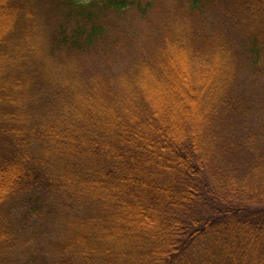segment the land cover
Masks as SVG:
<instances>
[{
	"label": "trees",
	"instance_id": "1",
	"mask_svg": "<svg viewBox=\"0 0 264 264\" xmlns=\"http://www.w3.org/2000/svg\"><path fill=\"white\" fill-rule=\"evenodd\" d=\"M213 1L182 0V12ZM236 1L264 31V0ZM146 10L140 0H0V252L49 210L65 220L49 264H264V128L219 142L244 103L227 98L231 74L213 81L204 61L191 82L163 55L173 47L193 64L199 45L166 35L119 76L86 77L73 61L122 47L109 28ZM245 50L257 69L259 38ZM146 68L183 88L162 104L155 88L151 100L139 87ZM115 88L132 95L115 101Z\"/></svg>",
	"mask_w": 264,
	"mask_h": 264
},
{
	"label": "rangeland",
	"instance_id": "2",
	"mask_svg": "<svg viewBox=\"0 0 264 264\" xmlns=\"http://www.w3.org/2000/svg\"><path fill=\"white\" fill-rule=\"evenodd\" d=\"M77 1L85 3L90 0ZM183 1L184 7L185 5L188 7L186 3L188 0ZM140 3L147 5L145 15L140 16L136 12L128 13L109 28L113 32L121 33L122 47L118 44L106 46L104 50L97 49L96 52L82 55L79 61L73 59L79 71L86 77L97 76L96 73H99L104 77L103 79H108L126 74L125 70L133 62L134 55L138 54L137 57L143 58L157 47V37L166 35L173 42L184 40L186 43L184 45H192L191 41L194 40L199 45L194 48L199 58L193 60V64L190 63L191 61H187L186 55L182 51L173 49V47L167 49L163 58L167 59L174 69L183 74L186 73L193 83L200 77L199 70L201 72L204 69L207 70V65L214 67L212 69L214 76L210 77L211 72L205 73L204 76L213 81L219 80L225 69L231 74L227 98H238L237 100L242 98L241 101L244 103L243 107L236 111L235 118L228 123V126L226 124L228 134L219 141L221 142L220 146L223 145V142L233 138L231 133L235 135L238 131L245 129V134L249 128H264V59L256 69L251 66L249 54L245 50L246 43H249V40L254 36L259 38L264 48L263 29L256 32L251 30L246 16L250 18L251 22L256 20L246 13L241 14L236 0H225V2L224 0H214L212 5L207 4L204 7L202 13L195 14L187 12V8L186 13L182 12V0H140ZM113 22H116V19H113ZM162 39L160 38V40ZM211 52L212 54H210ZM204 61L207 62V65ZM165 64H167L165 60H162L161 67L164 68ZM157 73L150 68L142 70L138 77L139 87L151 100H153V89L156 88L157 102L160 100L162 104L166 99V92L170 96H175L183 87L174 93L170 89L171 84L168 88L162 73ZM155 80H159L160 83H156ZM155 84L156 87H154ZM124 86L122 85V87ZM173 86L177 87V83ZM126 87L130 88L129 85ZM124 89L119 91L118 88H115V94L111 95V98L118 101L123 100L125 94L132 95L125 92L126 89ZM185 93H182L184 97ZM173 102L169 104L172 107L169 115L175 121L179 111L174 108L177 102ZM203 106L204 104L202 108ZM154 107L157 109V106L154 105ZM158 112L160 111L158 110ZM199 129L202 128L199 127ZM221 132L223 133L224 130ZM213 143L214 141L211 146L207 147L209 151H215L216 143ZM216 154L224 156L221 149L216 151ZM228 159H231V156ZM247 166L248 164L244 171ZM216 177L218 178V175ZM247 178L250 177L247 176ZM237 190H240L239 187ZM46 213L47 216L44 220L34 221L32 225L30 222H26L27 226L23 225L22 232L16 230L17 245L9 253L0 252V264L50 263L51 255L54 253L50 245L59 240L65 220L56 212L49 213L47 210ZM13 225L19 226L17 222H14ZM117 264L121 263L117 262Z\"/></svg>",
	"mask_w": 264,
	"mask_h": 264
}]
</instances>
